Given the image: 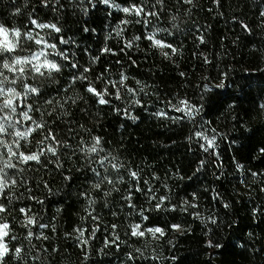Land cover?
Returning a JSON list of instances; mask_svg holds the SVG:
<instances>
[{"label": "trees", "instance_id": "obj_1", "mask_svg": "<svg viewBox=\"0 0 264 264\" xmlns=\"http://www.w3.org/2000/svg\"><path fill=\"white\" fill-rule=\"evenodd\" d=\"M114 2L129 6L132 0ZM48 3L0 0V25L39 33L80 66L77 72L66 65L45 81L39 100H20L18 108L42 127L16 114L0 121L7 128L0 135V171L16 181L0 184L6 209L0 224H9L8 236L0 240L9 248L2 264H17V246L24 251L20 264H264V0H135L145 9L146 22L102 4L84 15L81 0ZM84 6L90 7L87 0ZM30 17L61 26L63 34L56 38L51 29L31 26ZM125 19L117 35L116 26ZM153 32L177 51L153 44L147 39ZM60 39L71 43L61 45ZM22 43L25 55L38 47L27 39ZM84 68L88 80H75L73 73L79 76ZM121 72L128 77L125 85L112 87L109 81L118 82ZM26 82L31 75L14 87L23 92ZM88 82L99 91L107 88L108 104H98L86 91ZM77 96L72 103L69 98ZM180 100L203 110L189 120L172 107ZM158 111L165 115H154ZM26 128L35 131L18 138L16 132ZM213 129L215 154L205 153L195 131L210 137ZM93 136L102 140L99 150L83 154L80 140L90 145ZM52 146L55 156L47 152ZM16 152L43 155L39 162L23 163L14 158ZM100 160L106 161L102 167ZM96 182L99 189L92 187ZM160 194L165 205L156 208ZM26 216L35 222L25 226ZM134 224L143 236L132 235ZM152 226L164 230L157 242L147 238Z\"/></svg>", "mask_w": 264, "mask_h": 264}, {"label": "snow or ice", "instance_id": "obj_2", "mask_svg": "<svg viewBox=\"0 0 264 264\" xmlns=\"http://www.w3.org/2000/svg\"><path fill=\"white\" fill-rule=\"evenodd\" d=\"M187 2H191V0H187ZM41 3L45 7H49L48 0H41ZM57 3H59V0H57ZM157 3H161V0H157ZM104 5L106 8L110 9H116L124 14H135L142 18L140 22H146L143 20V17L145 15V9L143 7H140L135 3V0H132V3L129 6H122L119 3H115L114 0H87V5L90 7L84 6V0H81V12L84 15H89L91 8H95L98 5ZM17 12L20 11V9L16 10ZM148 15L156 16L157 14L155 12H149ZM261 17H264V11L260 12ZM30 25L38 28V29H51L52 32L57 34L56 38H59L60 35L63 34L62 27L57 26V24H45V23H38L37 19H34L32 17L29 18ZM128 21L121 20L119 24L116 26V34L121 35L122 29L120 27L121 24H127ZM242 27L245 28V30H248L247 25H242ZM85 32H90L92 29L85 27L83 29ZM0 35H2L3 42L0 43V113H7V115H4L2 118H0V121L7 122L9 120V116L11 115H22L23 119L25 121H31L33 124L36 125V128L42 127L41 124L37 123L35 120H32V118L29 115L28 111H24L23 108H18L20 100L27 99L29 97L39 100L41 97L45 96L46 90L42 88V85L45 81H50L53 78H55L54 74H59L63 71V68L67 65L71 68L75 69L77 72L80 71V66L77 63H73L68 59V56L63 52V50H60L57 52L58 45L55 43H49L47 40H45L44 36H41L39 33L33 34V31L26 30L24 32H21L19 29L13 27L11 30L3 25H0ZM15 36L16 40L14 41L12 37ZM27 39L28 41H32L37 47L36 50L29 49L28 54H24V45L23 41ZM134 39H140V37H134ZM147 39H149L153 44L159 45L161 47L169 48L172 52H176L177 49L172 45L171 42L165 43L162 39L156 38V33H149L147 36ZM201 43H203V38L201 37ZM71 41L60 39L59 44L61 45H68ZM125 47H131V44H126ZM45 49H51L54 51H51V53L45 51ZM104 52H110L111 49H108L105 47L103 49ZM50 55H55L60 57L63 61L66 62V64L59 62L58 60L50 59ZM95 59V58H94ZM88 71V68H84L83 72L80 73L79 76H76L75 73H73V77L75 80L79 81H87L88 77L84 75ZM7 73V74H6ZM8 74H11V79ZM31 75V82H26L23 84V92L17 91V88L14 87V85L17 84L18 80L21 78H25ZM128 79L127 76L123 72L120 73V79L118 82H112L109 81V84L112 87H122L125 85V81ZM137 84H140L139 81H137ZM129 93H132L135 95L132 88L127 89ZM140 91H143V85L140 86ZM86 91L93 96L97 97V102L100 105H106L109 103V101L105 98L109 92L107 88L104 91H99L91 82H88ZM116 98H120L119 92L116 93ZM72 103H75L76 99H80V97H76L75 99L69 98ZM203 100L204 97H201ZM45 103L52 104V100H46ZM133 103L139 104V100H134ZM213 100L212 97L209 96L208 99L205 101L206 106H212ZM28 107L30 110H35L32 108L31 101L28 103ZM172 107L174 111L177 113H182L183 115H186L189 120H192L196 115H198L202 110V107H193L192 104L187 100H180L179 104H172ZM264 107V106H262ZM63 115H68L67 112L63 113ZM156 116H164L165 113L163 111H158L154 113ZM131 119L135 120V117H130ZM180 117H177L179 119ZM35 131V129L26 128L23 132L17 131L16 135L20 139H25L27 136ZM25 132L27 133V136H25ZM212 135L206 136L203 131H195V136L199 139H202L205 143L200 144V148L205 152L208 153L209 150H212V154H215V149L217 147L216 145V137L218 133L215 129L212 130ZM7 134V128L4 126L3 123H0V135H6ZM48 136H52L51 133H48L46 135V139ZM92 143L89 145L86 141L80 140L79 147L83 154H86L88 152L95 153L99 150V145H101L102 140L99 136H93L92 137ZM43 143V142H41ZM54 143H60L59 141H55ZM22 147V146H21ZM264 151V149H262ZM47 152L51 153L52 155H56V149L54 146L48 147ZM43 155V152L39 153H21L16 152L14 153V158L18 157L19 160L23 163H26L28 161H36L39 162L40 156ZM216 159L219 160V156H216ZM105 160H100L98 163L103 166L105 163ZM200 165H204V161H200ZM9 169H14L15 167H12L11 165H6ZM239 167V166H238ZM112 168L115 170H118L117 165L113 164ZM93 173L96 176H99L100 173L96 169H92ZM199 171V168L197 169ZM130 175L135 178L138 173L137 172H130ZM253 177L257 175V173L253 172L251 173ZM219 178V177H217ZM65 180H68L69 177L65 176ZM4 183H12L15 184L16 181L13 179L12 181H8L6 175L0 171V184ZM108 183H112L111 180H108ZM147 183V182H146ZM100 182H96L92 185L93 188L99 189L101 187ZM47 187V185H46ZM261 191H264V189H261ZM110 193L105 192L104 195L108 196ZM193 198L195 199V194H193ZM126 200H130V197H125ZM165 197H160V202L157 203L156 207L160 208L161 204L165 200ZM95 203L94 201L90 200L89 204ZM185 204H187V201H184ZM192 207H195V204L191 205ZM224 207L227 208L229 205L227 203L224 204ZM182 211L184 209H181ZM21 212H25L26 210L24 208L20 209ZM6 209L3 204H0V213H5ZM142 214V213H141ZM26 225L29 226L32 225L35 222L34 217L26 216ZM212 223L215 224L217 221L215 219H212ZM41 228L46 227L43 223H40L39 225ZM174 228H179V225H173ZM0 229H3L4 231L0 233V240L5 241V237L8 236L9 231V224L4 223L0 224ZM132 229V235L133 236H143L144 231L140 230L139 224L131 225ZM148 232H151L153 234L159 233L160 235H163V230L161 228H150L147 229ZM33 232L28 231L27 236H32ZM81 235L83 236V232H81ZM46 238V237H45ZM81 243H87V241H81ZM107 246V242H106ZM103 252V250H101ZM9 253V248L6 243L0 242V264L7 259V255ZM13 254L15 258L17 259V264H20L21 261L24 259V251L23 248L20 246H17L13 249ZM130 259H135V257H129ZM35 259V258H34ZM85 259H87V256H85ZM173 260H175V257H172Z\"/></svg>", "mask_w": 264, "mask_h": 264}, {"label": "rangeland", "instance_id": "obj_3", "mask_svg": "<svg viewBox=\"0 0 264 264\" xmlns=\"http://www.w3.org/2000/svg\"><path fill=\"white\" fill-rule=\"evenodd\" d=\"M3 42V38H2V36L0 37V43H2ZM160 197H164V195H162V194H160L159 195V199H158V202L157 203H159L160 202ZM152 202H154V201H152ZM165 201H163V203L161 204V207L160 208H162L164 205H165V203H164ZM157 203H156V205H157ZM185 204V203H184ZM156 205H155V207H156ZM184 206H186V205H184ZM157 208V207H156ZM184 209H185V207H183ZM197 215H198V213H197ZM160 228L159 226H152L151 228ZM150 229V228H149ZM162 229V228H161ZM163 230V229H162ZM176 231H179V229L178 228H176ZM0 233H2V229H0ZM163 234H164V230H163ZM147 238L150 240V241H156L157 242V240H159V239H161L162 238V235H160L159 233H156V234H153V233H151V232H148L147 233ZM1 242V241H0Z\"/></svg>", "mask_w": 264, "mask_h": 264}]
</instances>
